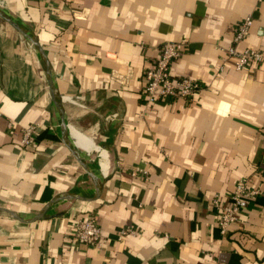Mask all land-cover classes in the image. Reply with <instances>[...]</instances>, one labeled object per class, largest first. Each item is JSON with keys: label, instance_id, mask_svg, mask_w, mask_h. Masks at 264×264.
I'll return each instance as SVG.
<instances>
[{"label": "crops", "instance_id": "crops-1", "mask_svg": "<svg viewBox=\"0 0 264 264\" xmlns=\"http://www.w3.org/2000/svg\"><path fill=\"white\" fill-rule=\"evenodd\" d=\"M0 8L43 47L69 126L66 137L42 53L0 15V264H264V65L223 59L248 15L239 47L264 50V0ZM167 41L185 45L173 74L202 87L146 104L145 71ZM243 178L259 193L223 233L213 199ZM89 212L103 247L76 235Z\"/></svg>", "mask_w": 264, "mask_h": 264}, {"label": "built area", "instance_id": "built-area-1", "mask_svg": "<svg viewBox=\"0 0 264 264\" xmlns=\"http://www.w3.org/2000/svg\"><path fill=\"white\" fill-rule=\"evenodd\" d=\"M253 24L251 15L244 17L234 31L232 44L226 49L224 62L231 61L236 69H244L253 63L264 65V50L252 47L240 48L239 44L250 34ZM185 48L184 43L167 41L160 48V55L155 64L145 71V95L146 104H152L161 98L192 99L193 95L201 89V83L189 76H175L172 71L173 62L180 57ZM39 125H32L24 129L22 143L29 145ZM142 169L136 168L137 174ZM259 193V189L251 186L248 178H243L235 187L227 203H223L220 197L213 199V206L219 213V226L226 233L229 226L235 222L240 212L245 209L249 200ZM77 237L91 245L103 247L105 239L101 227L94 212H89L85 218H76ZM137 230L130 226L122 229L120 237Z\"/></svg>", "mask_w": 264, "mask_h": 264}, {"label": "water", "instance_id": "water-1", "mask_svg": "<svg viewBox=\"0 0 264 264\" xmlns=\"http://www.w3.org/2000/svg\"><path fill=\"white\" fill-rule=\"evenodd\" d=\"M0 15L2 17H4L7 21H9L10 23H12L13 25H15V27H17L30 41L31 43L37 48V50L40 51V53H42L45 64H46V68H47V74L49 76V80L50 83L52 85L53 88V92H54V96H55V101L57 103V106L61 112V121H62V128L64 130L65 136L68 137L69 134V126L68 123L65 119V115H64V110L62 108V100H61V95L59 93H57L56 88H55V76H54V72H53V67L43 49V47L41 46L40 42L34 38L33 36H31L29 33H27V30L24 29V27H21L17 22H15L7 13H5L1 8H0ZM73 153L75 156H77L76 154V150L72 149ZM88 172L90 173V175L93 177L94 182L97 184V176L93 173V171L89 170L87 168ZM57 200V198L55 199Z\"/></svg>", "mask_w": 264, "mask_h": 264}, {"label": "bare ground", "instance_id": "bare-ground-1", "mask_svg": "<svg viewBox=\"0 0 264 264\" xmlns=\"http://www.w3.org/2000/svg\"><path fill=\"white\" fill-rule=\"evenodd\" d=\"M102 158H103V160H102V161H103V163H104V159H105V154H104V156H103Z\"/></svg>", "mask_w": 264, "mask_h": 264}]
</instances>
